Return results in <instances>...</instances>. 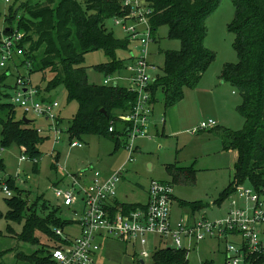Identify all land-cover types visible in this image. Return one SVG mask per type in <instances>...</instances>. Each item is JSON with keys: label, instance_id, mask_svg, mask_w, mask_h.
<instances>
[{"label": "rangeland", "instance_id": "obj_1", "mask_svg": "<svg viewBox=\"0 0 264 264\" xmlns=\"http://www.w3.org/2000/svg\"><path fill=\"white\" fill-rule=\"evenodd\" d=\"M46 0H0V49L6 38L14 39L23 32L18 29L19 16L24 14L22 7L26 3H42ZM61 1V0H59ZM57 1V2H59ZM82 5L86 0H78ZM56 2V4H57ZM17 12L13 22L9 17ZM235 18V6L232 0H221L217 9L206 19L207 35L205 37V46L215 52V59L206 70V77L200 81L197 90H184L183 99L170 107H165L164 95L159 92V100L154 106V114L150 121V133L152 138H139L135 141L139 147L134 160L125 165L122 182L118 186V195L125 197L128 195V201H134L140 198V193L147 189L151 178L173 179L167 171L168 164H174L178 167H193L195 171V181L192 183L186 180L185 176L179 175L173 180L176 201L172 208V218L178 216L191 221H200L203 218L215 222L227 216L232 208L230 200L236 197L235 192L223 199L224 190L228 187L234 172V164L238 156L237 150H223L222 140L217 133L222 135L224 130L219 128L209 129V132L198 131L192 133L195 125L203 119L217 118L219 110L224 116L221 123L222 127H228L229 130L237 131L244 127L245 119L236 110L241 101V96L236 88L229 82L227 85L221 84L224 81L221 73L226 64H236L239 60L238 54L234 48L235 33L230 26ZM106 27L114 33L119 39L126 38V34L120 27L115 25L113 19L106 20ZM12 26V28L10 27ZM11 28V29H10ZM5 29H10L6 33ZM168 25H162L153 35L149 49V61L156 67L153 75L161 72L164 64V52L181 49L179 39L169 37ZM119 58L125 59L130 63V47L117 52ZM24 55L15 59L18 69L12 64L5 68H0V72H6L9 69L11 75L7 76L0 86V103H11V95L16 86V81L20 75L30 80V85L43 90L46 86L50 73L46 70L29 72L28 64L23 62ZM110 60V57L103 50H96L86 54L84 65L87 67V75L90 83L103 84L107 76L111 75L122 77L119 85H128L130 70L124 68L119 72L105 74L95 68V65ZM23 62V63H22ZM44 74L46 75L43 80ZM208 77L213 79L212 83H206ZM224 89V90H222ZM221 93L222 104L220 109L216 108L215 94ZM8 93V96L5 95ZM67 90L64 85H60L48 92V99H56L59 103V116L63 118L61 124L65 130L73 116L79 108L76 100H69ZM198 105V106H197ZM202 106L203 113L198 111ZM17 118L25 116L33 120L34 126L46 129L48 123L43 118H39L31 110L25 111L17 107ZM166 108V112L164 113ZM234 108V109H233ZM5 115L1 114V117ZM165 119V131L167 134L161 135V127ZM159 127L156 134L154 125ZM213 133H210L212 132ZM46 135V130L44 131ZM82 141L85 143L83 148L69 146L65 139L54 145L53 140L46 138L40 149L41 156L34 160L29 158L24 148L16 142L3 147L1 143L0 127V211L5 214L8 210L6 198L8 195L3 187L10 186L9 180H14L18 190L10 188L12 195L21 196L27 203L28 208L33 209L37 217L45 219L47 217L55 220H71L69 225L60 227L67 234H77L79 225L74 220L75 213L80 212V205L65 206L61 199L55 195L56 186L67 187L71 180L69 174H79L83 170L91 171L93 168L103 171H113L123 166L127 160V152L122 147L114 148L111 139L98 136H84ZM116 151L115 154L111 152ZM56 151H60L61 157L58 162L55 161ZM26 157L21 160V157ZM54 164L56 166H54ZM151 164L149 167L148 165ZM88 177V173L86 175ZM242 187H250L249 182H244ZM125 199V198H124ZM182 201H202L206 207L193 213L189 206L183 205ZM45 205V206H44ZM9 222L4 218L0 220V264H33L25 255H31L35 250L48 249L56 244L53 239L43 235L41 231L37 234L40 243L33 244L25 242L17 237L21 233L23 224ZM11 230H8V227ZM55 230V226H52ZM229 242H237L239 237L228 236ZM102 247L97 253L96 259L99 264H138L140 262V245H133L130 242L116 238L101 239ZM183 245L186 242L183 240ZM174 246L172 241H168L158 247ZM226 243L218 237L207 236L199 241L193 247L188 249V264H226L225 254ZM22 252L24 256H18ZM143 259V258H142ZM143 264H152V256L144 261Z\"/></svg>", "mask_w": 264, "mask_h": 264}, {"label": "trees", "instance_id": "obj_2", "mask_svg": "<svg viewBox=\"0 0 264 264\" xmlns=\"http://www.w3.org/2000/svg\"><path fill=\"white\" fill-rule=\"evenodd\" d=\"M57 1L46 0L22 6L24 14L19 16L18 29L24 36L20 43L24 50L23 62L28 64L30 73L46 70L50 73L43 89L45 93L64 85L69 100L78 101V111L66 129L69 140H82L88 135L113 140L122 125L119 115L132 109L137 96L119 84L90 83L83 63L87 53L103 50L110 60L95 65L97 70L112 74L127 67L129 63L119 58L117 52L127 49L129 40L127 37L116 38L105 23L114 16L124 15L126 10L120 0H86L84 5L78 0ZM220 1L146 0L152 10L149 16L153 35L166 24L169 37L181 42V49L164 52L161 72L151 85L153 103L158 101V94L162 92L165 107H170L183 99L187 87L194 89L200 84L215 59V52L205 46L206 19L217 9ZM232 2L235 18L230 28L235 33L234 48L239 60L236 64H226L221 78L238 90L243 101L237 106V111L244 117L245 125L237 131L225 128L226 132L221 135L223 150L238 152L234 172L221 203L246 181L258 189L264 187V0ZM16 15L17 12L11 14L9 20L13 22ZM10 29H5L6 33H10ZM9 75V69L0 72V86ZM46 78L44 74L43 80ZM17 109L12 102L0 103L2 146L16 142L36 164L35 158L42 154L40 144L46 141L47 136L38 133L37 127L31 124L33 120L25 123L22 120L24 116L17 118ZM1 114L5 116L1 117ZM58 119L60 122L63 120L60 116ZM111 125L115 126V132H109ZM55 156L58 162L61 156L59 153ZM167 171L172 175V183L179 175L192 183L195 181L196 170L193 167L168 164ZM8 184L18 190L14 180H9ZM6 201L8 210L5 214L0 211V220L5 217L7 221L19 224L25 220L21 233L17 234L25 242L39 244L37 232L41 231L57 243L60 237L55 230L72 222L37 217L19 195H12ZM182 204L189 206L193 213L206 207L202 201H182ZM8 230H11L10 226ZM50 248H38L25 256L33 264H49ZM17 255L24 256L19 251ZM187 256L188 250L184 248L158 247L152 254V264H188ZM138 264H142L141 260ZM257 264H264V257H259Z\"/></svg>", "mask_w": 264, "mask_h": 264}, {"label": "built area", "instance_id": "obj_3", "mask_svg": "<svg viewBox=\"0 0 264 264\" xmlns=\"http://www.w3.org/2000/svg\"><path fill=\"white\" fill-rule=\"evenodd\" d=\"M125 14L112 19L129 40L130 70L128 85L124 86L135 94V103L131 110L119 115L122 121L116 136L118 146L127 152L126 163L106 173L101 169L81 171L69 174L71 183L67 187L56 186L55 195L65 206L80 205V212L75 213L79 225L77 234H67L64 229L55 230L60 241L50 248L49 264H99L96 256L102 247L101 239L116 238L140 245L141 261L150 259L158 246L172 241L173 247L190 248L207 236L218 237L226 243V264H257L259 257H264V187H242L234 191L236 197L230 200L232 208L225 218L211 222L205 218L191 221L185 218L173 220L172 204L174 201V184L171 181L151 179L147 198L140 204H121L118 200V186L122 181L125 165L134 160L139 147L135 141L139 138L151 139L150 120L153 114L152 83L156 67L149 61L150 44L153 32L150 23L152 10L146 0H120ZM6 38L0 49V68L12 63L17 69L15 59L24 55L20 46L22 36ZM122 77L107 76L105 85H118ZM30 80L20 75L11 95L15 107L31 110L48 123L46 129L37 126L41 135L53 140V147L67 139L66 129L58 117L60 103L48 99ZM217 126V121L207 119L192 129V133ZM114 125L109 132H115ZM69 146L83 148L80 139L69 140ZM55 150V147H54ZM57 154V151H56ZM26 157H21L25 160ZM90 173L88 178L86 175ZM4 192L12 196L10 188L5 185ZM133 206V207H131ZM228 236L239 237L237 242H229ZM183 240L186 245H183ZM188 250V249H187ZM143 258V259H142Z\"/></svg>", "mask_w": 264, "mask_h": 264}, {"label": "crops", "instance_id": "obj_4", "mask_svg": "<svg viewBox=\"0 0 264 264\" xmlns=\"http://www.w3.org/2000/svg\"><path fill=\"white\" fill-rule=\"evenodd\" d=\"M206 77V74L204 73V75H203V77H202V79H203V81H204V78ZM201 79V80H202ZM213 82V79L211 78V77H208V79L206 80V83H212ZM227 82V81H226ZM226 82L225 81H222L221 82V84H223L224 86L225 85H227L226 84ZM198 87L199 86H197L196 88H194V89H190V90H197L198 89ZM222 90H224V89H222ZM215 94V99H217L216 101H215V104H216V108H218V110L220 109V106H221V104H222V96H221V93H218V92H216V93H214ZM159 95V94H158ZM46 96H48V94L46 93ZM158 100H159V96H158ZM158 102V101H157ZM157 102H155L154 103V105L153 106H155V104L157 103ZM198 106V105H197ZM234 109V108H233ZM236 110H237V106H236ZM198 111L200 112V113H203V109H202V106L200 107V108H198ZM59 112V111H58ZM166 112V108H165V111H164V113ZM155 112H154V107H153V114H154ZM153 114H152V116H153ZM224 116L225 115H223L222 113H221V111L219 110V112H217V118H211V119H214V120H216L217 121V126L216 127H213V128H219L220 130H223V129H225V128H227V129H229L228 127H222L221 126V123H222V121L224 120ZM61 117V116H60ZM210 119V118H209ZM203 120H206V119H203V117H202V115H201V120L200 121H203ZM151 121V120H150ZM198 125V124H197ZM197 125H195V126H197ZM194 126V127H195ZM193 127V128H194ZM154 130H155V132H156V134L159 132V127H158V125L155 123V125H154ZM213 128H209V129H213ZM161 135H165V134H167L166 133V131H165V119H164V117H163V123H162V127H161ZM209 129H207V130H202V131H204V132H209L210 130ZM210 133H213V131L212 132H210ZM217 136H220V138H221V140H222V137H221V135L220 134H218L217 133ZM113 143H114V148L117 146L118 147V141H117V138H115V139H113V140H111ZM68 142H69V139H68ZM85 144V143H84ZM222 147H223V145H222ZM57 153H59V155L61 156V153H60V151H57ZM111 154H115V152H111ZM60 159V158H59ZM150 166H151V164H149ZM148 165V166H149ZM104 172H106V173H110V172H112V171H104ZM169 173V172H168ZM90 176H91V174L90 173H88V178H90ZM169 176H172L170 173H169ZM151 179H156V178H151ZM160 180H167V181H171V179H160ZM151 181V180H150ZM122 182V181H121ZM150 184V183H149ZM120 185V184H119ZM149 187V186H148ZM147 191H148V188L147 189H144V191H142L141 193H140V198H138V199H136V200H134V201H128V200H126L127 199V197H128V195H125V197H120L119 195H118V200L121 202V204H129V203H134L135 205H137V204H140V203H142L146 198H147ZM176 194H175V188H174V201H173V204H172V208H173V205H174V202L176 201ZM125 198V199H124ZM172 216H173V214H172ZM179 218H181L180 216H178V217H176V218H173V220H178Z\"/></svg>", "mask_w": 264, "mask_h": 264}, {"label": "water", "instance_id": "obj_5", "mask_svg": "<svg viewBox=\"0 0 264 264\" xmlns=\"http://www.w3.org/2000/svg\"><path fill=\"white\" fill-rule=\"evenodd\" d=\"M103 111H104V110H103ZM105 112H106V111H105ZM22 120H23L25 123H29V122L31 121L30 119L26 118L25 116L23 117ZM149 167H150V165H149ZM141 263L143 264L144 261L142 260Z\"/></svg>", "mask_w": 264, "mask_h": 264}]
</instances>
